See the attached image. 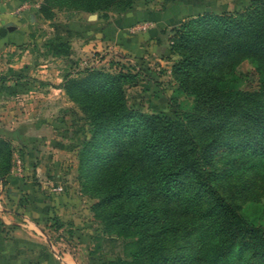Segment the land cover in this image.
<instances>
[{
    "label": "trees",
    "instance_id": "16d2710c",
    "mask_svg": "<svg viewBox=\"0 0 264 264\" xmlns=\"http://www.w3.org/2000/svg\"><path fill=\"white\" fill-rule=\"evenodd\" d=\"M133 1L41 0L39 13L124 12ZM171 32L170 74L192 98L172 117L127 104L125 90L141 80L134 67L87 66L61 77L89 133L77 151L79 184L96 199L104 231L126 239L125 258L102 264H264V225L239 210L264 192V0L234 13L203 11ZM50 54L73 63L67 41L50 45ZM244 60L258 76L255 91L230 83ZM10 159L0 136L1 183Z\"/></svg>",
    "mask_w": 264,
    "mask_h": 264
},
{
    "label": "rangeland",
    "instance_id": "374dc122",
    "mask_svg": "<svg viewBox=\"0 0 264 264\" xmlns=\"http://www.w3.org/2000/svg\"><path fill=\"white\" fill-rule=\"evenodd\" d=\"M248 2L134 0L124 12L91 13L61 7L53 9L50 19H44L39 13L41 0H16L11 14L21 28L20 36L0 52V136L8 139L11 146L6 176L16 172L12 180L21 187V201L46 203L45 227L53 236L59 231L69 250L78 248L84 254L87 252L94 264H102L125 258L122 245L126 239L104 231L92 211L96 199L79 184L77 151L89 133L82 113L60 88L62 74L87 66L110 72L134 67L140 71L141 80L125 90L127 104L143 112L172 117L174 107L189 110L192 103L191 96L177 89L170 74L176 56L170 55L169 60L161 58L167 54L168 37L179 24L177 19L194 17L206 8L207 12L234 13ZM131 10H150L168 16L163 29L154 37L140 40L141 54H129L109 41H94L81 50L83 42L76 40L81 36V22L113 25ZM153 25L145 20L135 21L126 28L127 34H142ZM57 41L68 42L73 63L51 56L50 45ZM230 83L236 89L255 91L258 76L244 60L235 66ZM239 210L251 222L264 225V192L258 190L251 199L240 203ZM53 218L62 224L58 230L52 229ZM78 253L82 259L84 254Z\"/></svg>",
    "mask_w": 264,
    "mask_h": 264
},
{
    "label": "crops",
    "instance_id": "0c3cea01",
    "mask_svg": "<svg viewBox=\"0 0 264 264\" xmlns=\"http://www.w3.org/2000/svg\"><path fill=\"white\" fill-rule=\"evenodd\" d=\"M15 2L16 0H0V27L11 24V29L0 35V52L5 45L15 42L20 36L21 28L11 14ZM167 17L150 10H131L113 25L99 26L98 22L85 25L81 22L78 34L83 39H80L81 36L75 39L83 42L81 50H86L94 41H109L129 54L139 55L143 52L140 40L154 37L158 30L163 29ZM139 20L154 25L142 34H127L126 28ZM177 20L180 22V19ZM158 43L160 45V40ZM165 51L167 54L161 58L169 60L172 56L167 48ZM13 174H16L14 170L5 177L4 183L0 182V264H94L87 252L84 254L78 248L69 250L59 231L55 236L48 231L45 227L46 203L43 200L21 201V187L12 180ZM77 253L85 256L80 259Z\"/></svg>",
    "mask_w": 264,
    "mask_h": 264
},
{
    "label": "water",
    "instance_id": "95a60500",
    "mask_svg": "<svg viewBox=\"0 0 264 264\" xmlns=\"http://www.w3.org/2000/svg\"><path fill=\"white\" fill-rule=\"evenodd\" d=\"M205 11H208L207 8H206ZM90 17H93V14H91ZM7 29L8 30L11 29V24L10 23H7L6 25L0 27V35H2Z\"/></svg>",
    "mask_w": 264,
    "mask_h": 264
}]
</instances>
